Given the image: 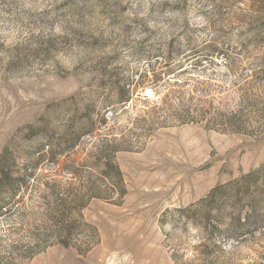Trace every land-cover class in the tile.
I'll return each instance as SVG.
<instances>
[{
  "label": "rangeland",
  "instance_id": "1",
  "mask_svg": "<svg viewBox=\"0 0 264 264\" xmlns=\"http://www.w3.org/2000/svg\"><path fill=\"white\" fill-rule=\"evenodd\" d=\"M254 11L251 0H0V155L10 147L25 162L28 126L63 129L72 116L93 125L55 170L38 171L40 185L24 193L19 212L0 219V259L12 260L43 225L39 194L51 185L76 191L87 171L71 179L70 164L110 142L123 148L114 163L125 195L81 211L96 237L85 232L74 247L56 244L13 264H199L195 228L165 215L264 165V133L206 126L247 99L264 101V44L242 50L234 73L218 55L228 44L238 53L261 31L250 23ZM216 255L217 264H264V241Z\"/></svg>",
  "mask_w": 264,
  "mask_h": 264
},
{
  "label": "trees",
  "instance_id": "2",
  "mask_svg": "<svg viewBox=\"0 0 264 264\" xmlns=\"http://www.w3.org/2000/svg\"><path fill=\"white\" fill-rule=\"evenodd\" d=\"M251 3L252 7H255V15L251 17L250 23H257L258 26L253 29L261 31L253 32L242 41L239 48L232 49V51L239 49L238 53L229 52L231 48L229 44L218 52V55H223L225 66L232 73L238 67L237 62L240 61L242 50L264 44V0H251ZM216 52L204 56L203 61L211 62ZM257 64L258 74H264V58ZM132 84L133 81L127 83L129 86L125 88L127 93ZM106 100L107 98L104 99L101 110L108 107ZM125 101L128 99L122 102ZM243 105L234 113L217 112L206 126L229 133L263 134L264 101L247 99ZM104 114L106 112L101 116L103 123ZM199 115L203 120L205 115L201 112ZM92 126L90 119L80 121L74 116L67 121L63 129L52 123L42 127L28 126L26 138L30 143L24 154L25 162L20 166L10 147L3 150L0 155V219H10L19 212V201L24 193L34 191L40 185L38 171H43L44 166L53 170L58 166L61 156L69 158L81 138L91 133ZM121 150L123 148L118 144L102 143L95 147L92 156L89 155L76 166L74 163L70 164L71 167L66 174L71 179L82 178L81 170L87 171V174L83 175L86 179L79 184L76 191L65 193L58 185H51L46 193H38L39 197L45 200L41 214L43 225L38 230L30 232L29 240L19 247L12 260L0 259V264H13L14 258L17 261L30 260L47 247L56 244L74 247L76 246V243H73L74 239L85 232L95 238V229L82 222L80 213L92 199L110 201L114 194L118 195V199L125 195L121 173L114 163L115 153ZM91 172L97 173L93 179L90 176ZM47 195L50 197L49 200L46 199ZM166 216H169L174 224L184 221L195 228L198 238L195 247L202 258L199 264H217L216 253L223 252V247L229 244L240 245L256 239L264 241V165L214 187L197 202L185 208L173 209L167 212ZM85 250L88 251L89 248ZM175 261L180 264L177 259Z\"/></svg>",
  "mask_w": 264,
  "mask_h": 264
}]
</instances>
